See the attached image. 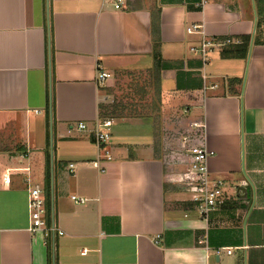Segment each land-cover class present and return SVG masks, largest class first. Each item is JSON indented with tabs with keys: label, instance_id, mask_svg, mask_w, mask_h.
Segmentation results:
<instances>
[{
	"label": "crops",
	"instance_id": "crops-1",
	"mask_svg": "<svg viewBox=\"0 0 264 264\" xmlns=\"http://www.w3.org/2000/svg\"><path fill=\"white\" fill-rule=\"evenodd\" d=\"M190 24L202 34H187ZM202 36L249 44L241 58L213 51L202 67L188 52ZM132 70L186 107L187 126L203 125L208 173L227 198L206 220L189 201L187 166L176 173L158 155L150 118L113 120L122 130L111 132V160L93 165L101 92ZM47 173L53 242L30 231L28 213L29 189L45 201ZM0 264H264V0H126L123 10L0 0Z\"/></svg>",
	"mask_w": 264,
	"mask_h": 264
},
{
	"label": "built area",
	"instance_id": "built-area-1",
	"mask_svg": "<svg viewBox=\"0 0 264 264\" xmlns=\"http://www.w3.org/2000/svg\"><path fill=\"white\" fill-rule=\"evenodd\" d=\"M101 4H111L115 10H123L126 8V0H99ZM201 25L190 24L185 27V32L189 35L202 34ZM229 39L217 41L212 38H202L199 43L190 46L188 52L192 56H197L200 59L202 67L209 62V54L213 51L219 50L227 44H230ZM108 74L97 70L96 81L102 84L107 78ZM213 88V87H212ZM186 113V111H184ZM113 125V120L110 118L102 119L95 122L94 128L91 132L93 144L97 150L98 158L93 165L100 168V163L111 160L108 146L111 143L110 128ZM190 132L187 136H182V147L189 143L188 154L186 155L187 171L184 174L185 181L187 182V191L190 194L189 201L202 220H206L209 213L216 209L222 208L227 203L224 185L221 181L212 180L207 169V159L213 155V152L208 151L204 145L199 141L203 139V135L199 132L203 128L201 122H193L189 125ZM78 131L86 129L85 123L79 122L76 125ZM198 141L197 143H194ZM72 168V166H69ZM42 190L38 186L29 189L28 192V213L30 218V231L33 233L43 232L45 236L53 238L59 232L55 228L53 222L48 223L47 212L45 208V201L42 197ZM71 201L75 204L84 202V199L75 196L70 197ZM198 245H205L204 239L197 241ZM82 254L85 252L82 251ZM219 252L216 251V254ZM230 254V250H226Z\"/></svg>",
	"mask_w": 264,
	"mask_h": 264
},
{
	"label": "rangeland",
	"instance_id": "rangeland-1",
	"mask_svg": "<svg viewBox=\"0 0 264 264\" xmlns=\"http://www.w3.org/2000/svg\"><path fill=\"white\" fill-rule=\"evenodd\" d=\"M149 76V72L143 70L120 72L110 80L109 87L101 92L105 96L101 106L120 119L134 115L150 118L147 120L154 127L158 155L167 166L175 167L174 172L185 171L189 143L182 147L181 138L189 132V120L182 115L181 108L184 110L186 107L176 108L168 96L160 95ZM120 124L113 125L110 133L122 130ZM123 129L125 131L124 126Z\"/></svg>",
	"mask_w": 264,
	"mask_h": 264
},
{
	"label": "trees",
	"instance_id": "trees-1",
	"mask_svg": "<svg viewBox=\"0 0 264 264\" xmlns=\"http://www.w3.org/2000/svg\"><path fill=\"white\" fill-rule=\"evenodd\" d=\"M226 40V39H224ZM249 44V39L242 38L240 43L238 45H233V46H224L222 47L223 50L220 53V56L222 59H235V58H241L245 55V52L247 50ZM159 42L157 39V33L155 34L153 31V43H152V58H153V67L152 70L153 72H158L159 70V63H160V54H159V48H158ZM226 47V48H225ZM107 109V108H106ZM105 107L103 106L99 107V114L98 118L99 120L110 118L112 120L119 119L118 115H113L112 113H108L106 111ZM45 208L47 212V219L50 221V211H51V200H50V177L49 174L47 173L46 175V181H45Z\"/></svg>",
	"mask_w": 264,
	"mask_h": 264
}]
</instances>
